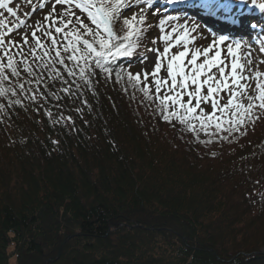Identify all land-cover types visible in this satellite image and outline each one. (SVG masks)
<instances>
[{
    "label": "trees",
    "instance_id": "obj_1",
    "mask_svg": "<svg viewBox=\"0 0 264 264\" xmlns=\"http://www.w3.org/2000/svg\"><path fill=\"white\" fill-rule=\"evenodd\" d=\"M263 23L247 26L259 49ZM97 72L59 112L0 98V264H264V119L189 133Z\"/></svg>",
    "mask_w": 264,
    "mask_h": 264
},
{
    "label": "snow or ice",
    "instance_id": "obj_2",
    "mask_svg": "<svg viewBox=\"0 0 264 264\" xmlns=\"http://www.w3.org/2000/svg\"><path fill=\"white\" fill-rule=\"evenodd\" d=\"M156 2L20 0L12 7L13 0H0V9L4 10L0 11V98L5 99L9 107L30 101L42 114L43 108L55 101V109L59 112L63 94L78 100L83 96L81 85L75 80L82 81L91 90L99 70L105 76V83L109 78L117 83L125 82L126 78L134 90L143 94V100L158 101L163 121H178L180 126H187L189 133L207 131L214 126L217 132L225 133L224 140L230 138L229 134H246L248 124L264 119V81L259 80L262 73L256 71L254 88L246 83L245 64L241 63L239 55L241 42L228 43L226 55L231 60L230 71L226 72L229 65L221 56L220 45L229 38L220 36L206 47L190 48L193 41L186 23L174 24L166 31L170 22L180 20L179 16L170 15L158 21L159 43L151 39L152 46L139 53L140 42L149 33V28L144 27L146 12ZM166 2L187 4L215 14L221 10L230 13L236 3L243 4L246 0H198L195 4L193 0ZM251 3L264 12V0H251ZM22 5L29 6L31 13L36 14L31 22L28 12L24 13V19L18 15ZM137 6H142L139 15L133 11ZM45 8L47 13L42 14L39 10ZM129 11L132 12L130 18L127 17ZM5 12L14 18L13 21L4 16ZM82 13H86L83 18ZM196 29L197 25L192 24L191 31ZM134 56L140 65L135 73L127 71ZM124 58L130 64L118 65L117 62ZM247 64L251 66L252 61L247 60ZM221 93L225 94L223 98ZM224 100L226 102H222ZM81 102L89 103L88 100ZM76 111L82 109L77 107ZM4 112L5 104L0 103V113ZM217 112L226 117L223 123ZM46 115L52 119L53 127L61 121L73 127L69 123L71 116H54L52 110ZM211 142V139L202 141ZM52 143L59 144V141Z\"/></svg>",
    "mask_w": 264,
    "mask_h": 264
},
{
    "label": "rangeland",
    "instance_id": "obj_3",
    "mask_svg": "<svg viewBox=\"0 0 264 264\" xmlns=\"http://www.w3.org/2000/svg\"><path fill=\"white\" fill-rule=\"evenodd\" d=\"M251 0H247V2L243 3V4H235V10H240L242 9V6L248 7L249 5H251ZM20 0H13V3L10 5L12 7H15V5L17 3H19ZM198 0H193V3H197ZM222 2V1H221ZM139 7L142 6H137L136 8L133 9V11H135L137 13V15H139ZM190 7L187 4H168L166 2V0H157V2L153 5V7L151 9H148L146 12V21H145V25L144 27L149 28V33L148 35L145 36V38L140 42L144 47V50L146 51L147 47H151L152 45L150 44V40L151 39H157L158 43H159V26H158V21L159 19H162L166 16H170V15H174V16H179L180 20L179 21H172L169 23L168 27L166 28V31H169L171 26L177 23H186L188 25L189 28V38L193 41V43L189 46L190 48H194V47H206L208 44H213L214 41L216 39H218L220 36V33H214V32H209L208 30H206V28H204V24H202L200 22V20L198 18L191 17L190 14H187L185 12L182 13H176L180 10H183L184 8ZM254 8V6H253ZM0 11H4L2 9H0ZM42 12V14H46L47 13V8H45L44 10H39ZM78 11V10H77ZM175 11V12H174ZM253 11V10H252ZM28 12L29 13V17L28 20L29 22H31V19L33 16H35V13H31V9L29 6L27 5H22L21 6V10L18 11V15H20V17L22 19H24V13ZM82 18L84 16H86V13H82ZM132 15V12L129 11L127 12V17L130 18ZM4 16L6 18H8V20L11 22L13 21L14 18L10 17L8 13H4ZM211 16V15H210ZM41 17L37 16V19H39ZM124 17H122L123 19ZM263 18V17H262ZM252 21H256L253 20L252 18L249 19V23ZM88 23H90V21H88ZM192 24H196L197 25V29L195 32L191 31V25ZM231 26H237L236 24H233ZM95 27V26H93ZM230 40L226 41L224 43V45H220L221 48V56L222 58L226 59V63L229 65L228 68H226V72L230 71V57H227L226 53H227V45L228 43H231L235 40H239L241 42V49L239 51V55L241 56V63L245 64V72L243 73L245 76L248 77V80L246 81L247 84H249L252 88H254L255 83L257 82V79L254 77V73L256 71H260L262 73V75L264 74V55L263 52L261 51V49L257 48L256 45V39H249V37H229L227 36ZM260 39H264V34H261L258 36V40ZM162 48V45H160ZM149 55H151L149 53ZM251 60L252 61V65L249 66L247 64V60ZM140 67L139 65V61L136 60L135 62V70H137V68ZM249 67H251V72H249ZM161 75H164V73L162 72ZM262 79V76L259 78V80ZM245 81H242V83H244ZM229 83H231L229 81ZM163 91V90H162ZM225 96L224 93H221V97L223 98ZM222 102H226V100L222 101ZM207 110V109H206ZM217 117H219L221 120L225 119L226 117H222L221 114L219 112L216 113ZM263 188H264V184H263ZM11 264H14V258L11 259Z\"/></svg>",
    "mask_w": 264,
    "mask_h": 264
}]
</instances>
